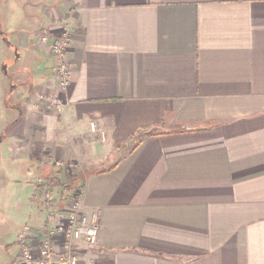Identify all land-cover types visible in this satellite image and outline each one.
Returning a JSON list of instances; mask_svg holds the SVG:
<instances>
[{"label": "crops", "instance_id": "obj_1", "mask_svg": "<svg viewBox=\"0 0 264 264\" xmlns=\"http://www.w3.org/2000/svg\"><path fill=\"white\" fill-rule=\"evenodd\" d=\"M23 3L0 20V168L37 175L34 227L54 225L76 174L100 226L80 264H264V0ZM59 20L65 88L37 33L52 43ZM38 90L61 108L34 106Z\"/></svg>", "mask_w": 264, "mask_h": 264}, {"label": "built area", "instance_id": "obj_2", "mask_svg": "<svg viewBox=\"0 0 264 264\" xmlns=\"http://www.w3.org/2000/svg\"><path fill=\"white\" fill-rule=\"evenodd\" d=\"M58 35L50 45V51L57 58L55 70L60 88H65L70 82V69L66 63L65 56L69 48L70 30L64 21H59ZM41 42L49 41L47 29L41 30ZM44 95V94H43ZM49 98L48 95H44ZM47 100L46 107L59 110L62 104L59 98L53 96ZM41 107V105H38ZM92 131L97 130L95 122L90 123ZM103 138V134H102ZM62 168L66 166L63 162ZM71 168V164H66ZM67 200L63 209H60L54 225L47 226L44 230L28 224H24L18 233L20 254L16 264H80L77 252V243L83 241L88 246L96 243L99 229L98 213L93 211L87 213L83 208L84 187L81 182L72 188L65 185Z\"/></svg>", "mask_w": 264, "mask_h": 264}, {"label": "rangeland", "instance_id": "obj_3", "mask_svg": "<svg viewBox=\"0 0 264 264\" xmlns=\"http://www.w3.org/2000/svg\"><path fill=\"white\" fill-rule=\"evenodd\" d=\"M18 1L21 0H0V20H3L5 18H9L10 15H13L14 11H17L16 9H12L10 10L8 7L9 4H12L11 6H15V4L17 5L16 8H18V15H19V5H18ZM24 1L23 3V8L22 11L25 13V10L29 9V0H22ZM22 3V2H21ZM13 21H19V19L17 17H12ZM61 21V20H59ZM56 27V31L58 29L59 23H55ZM38 37L39 39L41 38V29L38 30ZM49 32V30H48ZM55 34V33H54ZM57 37V36H56ZM51 44V42L44 45V51L48 52L51 54V61H52V77L54 78V80L56 82H58L57 80V75H56V70H55V62H56V57L53 55V53L50 51L49 45ZM44 92H40L35 91L32 93V95L30 96L31 100L34 103V106L41 105V107L38 108H44L46 107V104L48 103L46 98L44 95ZM29 95L27 96L28 99ZM53 98V96H49L48 100H51ZM61 102V101H60ZM62 103V102H61ZM62 104H60L61 107ZM4 151L3 146H0V151ZM10 160L11 158L8 157ZM61 161V160H60ZM61 163V162H60ZM67 163L71 164V168L67 167ZM63 165L66 166L65 169L62 168V164L59 165L60 170H62V172L64 171L65 175L68 176L71 173H68L67 171L71 172V169L76 170H81V166L78 163H72V161H65L63 163ZM27 169H25L24 167H21L20 169H15L12 170V168L10 166H8V164L4 165L3 167L0 168V238L6 239V242H4L5 244H8L9 248H13L15 247V249L17 248V252H20V245L18 242V238H17V233H18V229L24 225V224H28L31 226H35L36 224H34L32 222V220H35L34 217L36 215H40L41 216V212L39 209V203H41L42 199H40V196H37V199L34 200L35 196H34V188L36 187L35 181L37 177V175H35L34 171H27ZM14 171V172H12ZM29 172V173H28ZM61 175V173H60ZM44 176L43 174H41L39 177ZM11 178H13L14 180L10 183ZM43 178V177H41ZM40 178V179H41ZM27 179V181H26ZM62 181L64 179V182H61V186H59V188H63L62 193L65 191L64 189V184L67 183L69 184V182H73L75 181L73 184L76 185L80 182L79 178H77L76 174H71V176L69 177L68 181L65 180V177L61 178ZM67 181V182H66ZM41 185V184H38ZM43 185V184H42ZM47 189H43L42 187H40L39 190V194L41 193H45L46 194ZM65 195V194H64ZM22 199L21 201V205L20 204H16L15 200L20 198ZM30 198L32 200H30ZM65 202L67 200V196L65 198ZM20 201V199H19ZM65 204V203H64ZM36 218V217H35ZM3 234V236H2ZM17 245V246H16Z\"/></svg>", "mask_w": 264, "mask_h": 264}, {"label": "trees", "instance_id": "obj_4", "mask_svg": "<svg viewBox=\"0 0 264 264\" xmlns=\"http://www.w3.org/2000/svg\"><path fill=\"white\" fill-rule=\"evenodd\" d=\"M66 182H67V181H66ZM54 184H55V183H54ZM65 184H67V183H65ZM73 185H74L73 183L69 182V186H70V187H73ZM50 191H51V190H47V191H46V194H45V196H46L45 199H46V200H49V198H50V194H49ZM63 193L65 194L64 196H65V198H66V196H67L66 192L64 191ZM44 202H45V201H44ZM57 206H58V208L60 207L59 205H57ZM45 228H47V225H46V224L43 225V226L38 227V229H40V230L42 229V230H44V231H45Z\"/></svg>", "mask_w": 264, "mask_h": 264}, {"label": "flooded vegetation", "instance_id": "obj_5", "mask_svg": "<svg viewBox=\"0 0 264 264\" xmlns=\"http://www.w3.org/2000/svg\"><path fill=\"white\" fill-rule=\"evenodd\" d=\"M28 96V95H27Z\"/></svg>", "mask_w": 264, "mask_h": 264}, {"label": "water", "instance_id": "obj_6", "mask_svg": "<svg viewBox=\"0 0 264 264\" xmlns=\"http://www.w3.org/2000/svg\"><path fill=\"white\" fill-rule=\"evenodd\" d=\"M149 132V131H148Z\"/></svg>", "mask_w": 264, "mask_h": 264}]
</instances>
